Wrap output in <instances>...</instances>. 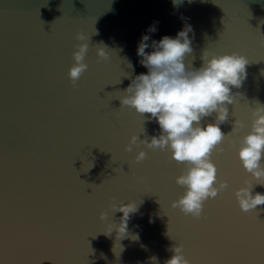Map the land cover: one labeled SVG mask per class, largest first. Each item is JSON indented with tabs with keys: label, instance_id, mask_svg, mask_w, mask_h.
<instances>
[{
	"label": "water",
	"instance_id": "water-1",
	"mask_svg": "<svg viewBox=\"0 0 264 264\" xmlns=\"http://www.w3.org/2000/svg\"><path fill=\"white\" fill-rule=\"evenodd\" d=\"M186 25V66L200 68L205 50L249 60L220 125L224 151L211 157L229 187L199 218L171 206L185 192L176 183L185 163L145 145L126 151L132 135L150 139L161 130L120 100L148 72L137 55L142 36L150 35L151 52L153 40ZM79 32L89 38V67L73 87ZM99 46L108 59L98 57ZM257 101L264 104V0H0V264H164L176 244L191 264H264V205L245 213L235 196L251 179L238 149ZM236 119L245 127L233 131ZM141 149L147 156L136 162ZM252 182L253 195L264 194ZM131 201L138 211L117 241L116 229L104 232L123 216L110 204Z\"/></svg>",
	"mask_w": 264,
	"mask_h": 264
},
{
	"label": "clouds",
	"instance_id": "clouds-1",
	"mask_svg": "<svg viewBox=\"0 0 264 264\" xmlns=\"http://www.w3.org/2000/svg\"><path fill=\"white\" fill-rule=\"evenodd\" d=\"M177 2L174 0V3ZM155 31L154 23L149 26L148 32ZM191 31V25H186L176 37L165 35L159 41L153 40L154 50L151 52L146 51L150 35L144 34L138 44L137 55L148 72L135 76L124 90L127 95L120 100L121 106L132 107L142 116L149 113V119L155 120L161 130L158 136L150 139L145 137L141 140L140 135H132L126 151L132 152L133 146L145 145L152 150H166L170 153V160L185 163L183 173L176 178V183L184 187L185 192L171 206L179 208L186 216L199 218L205 202L229 187L228 180L218 179L217 165L211 157L214 150L224 151L221 145L226 136L220 125L228 120L227 105L234 103L238 95L232 92V88H240L247 78L249 60L238 52L211 55L209 58L205 50L202 66L198 69L188 67L185 57L192 52L188 35ZM76 39L83 42L76 46L74 64L68 72L73 87L78 86L80 77L89 67L85 62L89 38L79 32ZM97 55L108 59L106 46H99ZM214 112L217 113L215 122L202 126L201 120ZM252 115L251 130L239 138L238 149L239 160L251 179L235 190L240 209L245 213L256 212L258 205H264V194L257 192L253 195L255 184L252 182L255 180L256 184L264 185V104L257 101ZM244 127L243 122L236 119L233 131ZM236 143L234 140L232 145L235 147ZM146 156V151L141 149L135 160L141 162ZM110 207L114 213L122 212L123 216L119 224H110L104 232L110 235L116 229L119 241L129 235L128 221L138 211V204L136 201L112 203ZM107 217V212L100 213L101 220ZM132 239H138V236L132 235ZM169 250L173 254L164 264H191L185 257L182 244H176Z\"/></svg>",
	"mask_w": 264,
	"mask_h": 264
},
{
	"label": "snow or ice",
	"instance_id": "snow-or-ice-1",
	"mask_svg": "<svg viewBox=\"0 0 264 264\" xmlns=\"http://www.w3.org/2000/svg\"><path fill=\"white\" fill-rule=\"evenodd\" d=\"M218 170V169H217Z\"/></svg>",
	"mask_w": 264,
	"mask_h": 264
}]
</instances>
